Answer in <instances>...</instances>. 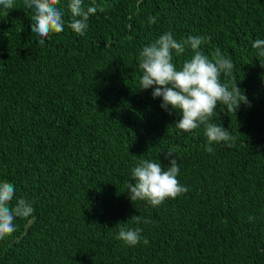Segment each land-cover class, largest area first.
Returning <instances> with one entry per match:
<instances>
[{"label": "trees", "instance_id": "trees-1", "mask_svg": "<svg viewBox=\"0 0 264 264\" xmlns=\"http://www.w3.org/2000/svg\"><path fill=\"white\" fill-rule=\"evenodd\" d=\"M69 3L59 0L64 30L44 44L24 0L0 6V182L15 185L11 207L25 198L35 209L0 240V264H264V57L252 47L264 39V0H83L97 6L84 35L69 27ZM169 31L178 42L210 37L200 50L233 61L221 81L251 106L218 103L209 120L232 147L207 152L203 126L177 128L179 110L141 89L139 52ZM193 55L186 45L173 62ZM172 158L188 192L159 207L133 202L137 162L166 170ZM121 226L149 243L126 245Z\"/></svg>", "mask_w": 264, "mask_h": 264}, {"label": "clouds", "instance_id": "clouds-1", "mask_svg": "<svg viewBox=\"0 0 264 264\" xmlns=\"http://www.w3.org/2000/svg\"><path fill=\"white\" fill-rule=\"evenodd\" d=\"M29 9H34L32 16V32L40 38L39 44H44L45 39L52 33H60L64 30V20L57 5L59 0H24ZM95 5V0H93ZM0 6L5 10L14 8V0H0ZM69 8L72 21L69 27L78 35H84L89 27L90 15L97 12V6H89L87 10L83 7V0H70ZM103 12L104 8L99 7ZM149 22L155 24L156 18L149 16ZM210 37L189 35L186 40L178 42L169 31L161 35L150 45H145L139 52V68L142 71L140 79L141 89L153 88V98L162 97L161 107L167 110H179L182 119L176 122V127L184 132L204 127V133L208 144L205 150L209 153L214 151L213 143H226L228 147L233 146L235 137L223 126L210 123L219 104L226 106L227 111H237L241 104L251 106L247 95L238 87L237 83H224L221 75L230 74L234 63L225 58L220 49L217 48L213 57L205 55L200 50L206 40ZM190 46L194 55L184 61L182 67L177 68L173 62V53L180 56L185 52V46ZM252 47L257 50L258 57H264V39H256ZM264 66V61H262ZM175 154L169 150L165 158L173 157ZM180 174V163L172 158L166 170L161 162L150 159L139 160L131 170V180L126 187L130 193V199L146 201L152 207H159L166 199H175L188 192L178 176ZM15 196V185L11 182H0V240L12 235L16 231L14 223L17 217L28 218L33 215L35 209L25 198H20L14 207L10 202ZM137 225L141 223V216H133ZM251 219V218H250ZM143 223L150 221L146 218ZM143 229L140 227H120L117 239L126 245L135 246L143 240Z\"/></svg>", "mask_w": 264, "mask_h": 264}]
</instances>
